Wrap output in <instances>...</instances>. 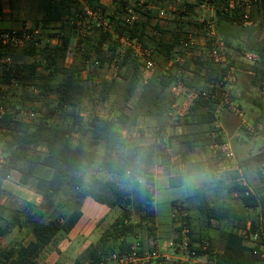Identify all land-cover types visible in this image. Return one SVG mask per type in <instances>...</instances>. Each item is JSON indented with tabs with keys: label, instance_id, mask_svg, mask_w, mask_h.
<instances>
[{
	"label": "trees",
	"instance_id": "obj_1",
	"mask_svg": "<svg viewBox=\"0 0 264 264\" xmlns=\"http://www.w3.org/2000/svg\"><path fill=\"white\" fill-rule=\"evenodd\" d=\"M205 1L215 10L212 21L228 49L240 51L247 48L257 54L251 82L258 89L264 88V39L253 41L255 36L252 35L253 33H258V36L264 35V0H252L249 8L240 0H234L232 7L231 0H179V3L178 0H147L146 4H155L157 9L146 11L142 10L141 6L136 7L140 17L133 25H125L120 20V14L126 5L124 1H121V6L109 15L100 0H87L90 7L101 9L102 13L114 23L112 32L103 31L101 28L94 30L97 33L96 43L92 44L90 49L95 60L98 61V66L94 68L100 69L118 56L121 37L137 40L151 48L153 59L155 62L156 58L159 61L156 62L158 69L153 77L142 85L139 63L131 50H127L118 64V69L123 71L129 67L132 69V77L125 88L118 109L105 118L96 116L86 124L82 116L84 103L89 97L92 100L95 98L89 86L95 72L94 68L90 69L86 81L81 78L82 71L91 57L90 50L86 49L88 36L79 41L84 45V51L79 49L76 56L81 53L83 55L81 59L75 56L70 62L67 61L71 37L75 32V26L70 24V20L76 19V15L81 12L80 4L77 0H42L39 9L40 18L36 21L35 27L43 29L48 35L59 34V44L52 51H44L43 65L42 62L18 64L14 61L11 65L5 63L0 65V85L8 86L13 79H16L24 87L16 101L9 100L8 92L0 89V105L3 107V111L0 112V153L3 160L0 167V262L2 264H38L37 260L41 253L57 235L69 234L77 226L83 216L81 207L86 198H92L108 208L120 207L121 214L102 233L96 243H91L83 251L75 264L85 262L110 264L113 254L121 256L130 252L134 246L133 239L143 225L132 222V211L129 209L130 193L122 187L120 181L130 182L134 186L143 183V206L138 205L137 208L141 212L144 225L151 234H154L153 168L158 161L163 165L171 164L173 156L169 152L172 149V153L178 158L174 164L184 165L186 172L210 171L211 179L202 182L191 195L197 201L200 217L207 221V225L212 221L220 222L234 217L230 208L214 206L208 200L206 193L214 187L224 188L230 195L236 194L245 209H264V176L261 170L264 151L246 158L238 157V169L233 170L224 169L227 162L219 149L205 162L191 163L188 158L189 153L196 152L198 148L226 144L222 130L215 127L217 113L222 104L220 93L224 89L221 82L225 71L201 53L194 55L191 52L189 59L183 58L181 62L175 58L177 52L185 55L195 49H183L180 43L183 35L193 26L203 33V24L192 16ZM176 2L175 17L170 21L174 23L173 29H163L158 23H152L160 10ZM1 11L2 0H0V17ZM246 16L253 25H245ZM168 34H171V39H167ZM252 43L254 47H250ZM22 52L27 57L30 54L27 49ZM15 53L16 49L0 44V59L12 57ZM40 66L42 69L39 68ZM186 74L190 77H185ZM57 78L60 80L57 81ZM178 83H182L188 90H196L200 93L188 113L181 120H177L178 124L189 126L192 131L187 135L173 134L165 138L167 133L165 119L175 102V99L166 92ZM117 85L116 79L104 81L100 90L95 91L99 100L104 104L111 102V95ZM139 86L142 90L136 101L132 103ZM241 88L243 97L238 99L232 95L233 100L244 98L248 89L245 81H242ZM32 89H37L38 93ZM205 90L212 91L213 95L218 91L219 95L215 98H205L202 96ZM51 94L55 96L53 106L41 101ZM37 103L39 105H36ZM250 104L263 109V105L257 100L253 99ZM221 110L225 111V109ZM28 113L35 114V117L24 115ZM58 114H61L63 119H69V124L54 122V117ZM142 116L157 120L156 141L145 145L133 140L129 145H123L117 132L136 127ZM262 124L264 128V114L254 119L255 127ZM204 126L208 128L203 129ZM87 131L91 133V145L97 146L104 142L105 152L101 157L98 172H94L96 174L91 177L88 187L84 188L85 173L97 164L99 154L94 148L75 145L73 138L74 134L84 135ZM253 166L258 169L261 182L256 189L252 188L249 177H246ZM45 169L50 171L49 177L44 176ZM15 172L19 174L18 184L33 188L41 196L40 203H27L22 208L16 209L1 204L5 194L2 183ZM104 174L106 177L103 176ZM184 184L182 176H175L169 180L170 188H179ZM65 188L74 192L70 199L72 205L69 210L54 217L60 206L56 203V196ZM185 220L189 229L190 247L195 252L196 258H203L208 264H264L262 253L255 254L246 245L247 238L244 234L259 230L261 232L259 246H264V229L258 227L257 222H252L248 230L227 231L224 247L221 252H217L209 236L199 238L193 236L192 219L189 215ZM16 228L26 229L32 239L26 245L2 248V240ZM179 231L181 228L178 229ZM139 244L141 245V242ZM139 254L144 253L139 250Z\"/></svg>",
	"mask_w": 264,
	"mask_h": 264
},
{
	"label": "rangeland",
	"instance_id": "obj_2",
	"mask_svg": "<svg viewBox=\"0 0 264 264\" xmlns=\"http://www.w3.org/2000/svg\"><path fill=\"white\" fill-rule=\"evenodd\" d=\"M241 1V0H240ZM42 0H2V11H1V18L0 22L3 26V28H17L21 25L26 24L31 27H35L36 21L40 18V5ZM177 2L173 5H176ZM169 5V4H168ZM169 6H167L168 8ZM110 9L113 8V6L109 7ZM109 9V10H110ZM169 10V9H168ZM171 10H169L170 12ZM202 11H200L201 13ZM167 15V11L165 12ZM111 14L110 12L108 13ZM172 13H168L170 15ZM203 16L206 14L204 12L201 13ZM158 13L154 18L152 23L155 24L156 19H158L159 26L163 29L166 28V22L167 20H171L168 16L166 19L159 18ZM194 16H198L199 13L195 10ZM206 17H209L208 15ZM253 38L256 40L264 39V35L258 36V33L252 34ZM257 36V37H256ZM89 42L86 41V49L90 50L92 49V44L96 43V37L97 33L96 31H93L89 36ZM195 37L200 41L201 35L197 33ZM167 39H171V34L167 35ZM253 44V43H252ZM250 44V47H254V44ZM195 48L194 50L190 51L189 53L182 54L181 52H177L175 54L176 60H179L180 62L184 59H189L190 53L193 52L194 55H199L201 52V49ZM251 49V48H249ZM189 51V50H188ZM257 54L253 51L247 50V48H243L240 51H235L233 49H228L227 46V59L230 63L231 67H234V69L237 72H234V75L237 79H241L245 81V85L247 86V90L245 92L246 99L242 98L241 100H233L232 95L234 97L239 99V95L243 93L242 88L239 89V84L235 82H225L224 89H226L229 92V103L225 102L223 105L227 106L225 109L226 117L224 118V125H225V132L228 135L224 134V139H226L227 143L231 145V143H234L235 147L239 148V150H244L245 155H254L257 154L260 151L264 150V128L263 124L258 125L255 127L254 125V119L264 114V88L258 89L255 86H253L251 82V77H253V67L256 64V61H251L247 58V55ZM81 53H78L76 56L78 59H81ZM89 55H91L90 59L93 56V52L90 50ZM186 56V57H184ZM258 58V57H257ZM12 59L15 63L18 64H29V57L25 56L22 52V50H16V53L14 56H12ZM156 58V62H158ZM158 69V66L156 70ZM167 70V69H165ZM94 74L92 75V81L89 82V86L91 87L92 91L91 93H97L95 91L100 90V85L104 81H111L113 79L117 80V87L114 93L111 95V102H109L106 105L103 106H96V104L93 102L91 97L86 100V104L83 107L82 110V116L84 117L86 124L90 121V119L98 116L100 118H105L108 115L113 114L116 112L115 110L118 109V104L123 99V94L125 92V88L128 86L129 80L132 77V69L129 67H126L123 71L116 69V67H112L110 63L105 64L100 69L94 68ZM156 72V71H155ZM185 77H190L189 74H186ZM186 80L188 78H185ZM57 81L60 80V78L56 79ZM86 81V80H85ZM234 85V86H233ZM233 86V87H232ZM172 88V87H171ZM167 90V95L170 97H173L175 99V102L171 106V109L174 105H177L178 107H184L186 101L191 96V92L184 91L179 96H175L172 93V89ZM24 87L19 85V87L12 88V90L7 89L8 92L7 98L9 100H17L19 95L22 93ZM33 90V89H32ZM142 87H138L137 92L135 96L133 97V102L136 101L138 98L139 93L141 92ZM33 91H36L35 93H38L37 89H34ZM257 100L263 105V109L259 108L257 106H254L253 104H250V101ZM41 101H45L47 105L53 106L55 103V96L50 95L48 97L42 98ZM232 103V104H230ZM228 104V105H227ZM36 105H39L37 103ZM235 108L239 110L237 113L235 111ZM170 109V111H171ZM98 111V113L96 112ZM178 118V119H177ZM183 117L179 116H171L170 112L167 114L165 119V126L167 129L166 135H173L175 132H173V127H176L177 120H181ZM54 122L61 123V124H69V119H63L61 114H58L54 117ZM180 125V124H178ZM87 127V126H86ZM143 130L145 133L144 141L149 142L155 132L158 130V122L156 119L151 117L142 116L139 119L138 125L136 127H133L127 131H119L117 132V136L120 137L121 143L123 145H129L133 139H136L139 135V131ZM236 133H239V137H235L231 139V136H234ZM183 135V134H182ZM187 135V134H184ZM91 133L90 131H87L84 136L81 134H76L73 138L75 143H83L86 147L94 148L98 154V162L97 164L87 171L85 173L86 177V183L85 187H88L91 177L93 174H96L94 172H98L99 164L101 162V157L103 153L105 152V144L104 142L100 143L97 146L91 145ZM233 145V146H234ZM177 148V147H176ZM176 149H174L175 151ZM234 150V149H233ZM173 149L169 154H171L173 157L176 155L172 153ZM178 161V158L177 160ZM156 165H159V162L156 163ZM170 173L173 175H179L182 173L180 171V168L175 167L174 169L170 170ZM169 173V174H170ZM101 176V173H99ZM248 175L246 177H249V181H251L252 188L255 189L260 186V178L258 176V169L253 166L250 171L247 173ZM105 176V174L103 175ZM106 177V176H105ZM211 179L210 173H202L200 175H196L194 177L188 178L186 184L183 187L179 188H170L165 189L166 184H162L159 189H153V208L156 213V215H160L161 219L164 223L160 221L157 222L158 226L156 225L157 230L154 232V234H151L148 231L147 226L144 225V221L141 220V212L138 210L137 206L141 205L143 206L144 201V188L143 183L139 184L138 186H134V184L126 181H120V184L123 188L129 191L130 193V199L131 204L129 206V209L132 211V222L142 223L143 228H140L137 232V236L133 239V244L137 245L139 247V250H141L143 253L151 251L153 248H159L161 253L163 255H169L176 261L179 258H184L185 263L188 264H208V262L203 258H193L188 255L183 256L182 253H180L179 250H173L169 247V242L175 241L178 238V235L180 234L178 232V229L180 226V217L178 218H172V213L174 210H176V207L174 205H181L186 208L188 211V215L192 219L191 227L193 228V236L196 238L199 237H207L209 236L212 239L213 248L215 251L220 252L224 247L225 242V234L227 231L230 230H236V229H242V230H248L250 229L252 222H257L258 227L264 229V209L263 210H249L245 209L242 206V203L238 196L236 194L230 195L229 198H226L224 194L220 193V187H214L208 190V197L211 201V203L214 206H220L225 208H230L233 210L232 214L234 217L230 218L229 220L224 221H212L209 225H207V221L200 217V214L197 209V201L191 197V193L193 192V189L195 187H198L201 185L202 182L208 181ZM248 180V178H246ZM253 188V189H254ZM26 192V191H25ZM22 191V193H17L18 195H22L25 193ZM27 193V192H26ZM15 194H8V199L6 200V205L13 209L17 207H23V204L26 202V197H19ZM74 192H72L69 189H64L59 195L56 196V203H58L60 206L58 208V211L56 214H54V217L58 216L59 214L69 210L68 208L72 205L70 202L71 197H73ZM32 197V203L36 204V197ZM30 198V197H29ZM81 210L85 213L86 217L89 219V225H92L91 231H93V236L98 237L101 230H103L106 226L111 224L120 214H121V208H108L105 205H101L94 201L92 198H86L83 203ZM169 216V217H168ZM142 221V222H141ZM159 228L164 231L167 229V231L160 232ZM183 235V233H182ZM32 239L31 234L27 233L26 229H14L11 234L7 235L1 242V247L4 249H8L11 247H16L19 244L26 245L29 243V241ZM82 239V238H80ZM79 240V238H78ZM141 242V245L139 244ZM76 243V242H74ZM72 256V251L68 250L65 253H63L60 257L56 254L55 258L56 260H59L62 262L61 258L65 260H69V258ZM38 264H52V261L50 260V257H48L45 254L40 255V257L37 260ZM113 264V263H112ZM150 264H157L156 262L150 263Z\"/></svg>",
	"mask_w": 264,
	"mask_h": 264
},
{
	"label": "built area",
	"instance_id": "obj_3",
	"mask_svg": "<svg viewBox=\"0 0 264 264\" xmlns=\"http://www.w3.org/2000/svg\"><path fill=\"white\" fill-rule=\"evenodd\" d=\"M244 4L247 5V8L250 7L252 0H241ZM80 4V13L76 15V19L72 18L70 20V24L75 26V32L71 37V44L68 48L67 53V61L70 62L75 56L77 51L80 49L84 51L83 44H80L79 41L83 40L85 37L89 36L96 28H101L103 31L112 32L114 28V23L111 22L105 14L102 13L101 9H94L87 4V0H77ZM146 0H141L140 6L142 10L152 11L157 9L155 4H146ZM234 4V0L230 1V6L232 7ZM136 7L130 4L125 5L122 13L120 14V20L125 25H133L135 22L139 20L140 13L136 11ZM202 10H209L213 8L208 4V2H202L199 6ZM160 15L164 16V10H160ZM1 18V17H0ZM200 24H203V33H201L200 41L195 37L197 34L195 31L188 30L186 34L183 35L180 43V47L183 49H192L198 48L201 49V54L205 57L212 60L215 64L220 65V67L225 71V75L222 79L221 85L224 87V83L234 82L235 81V69L230 66V63L227 59V45L224 39L218 34L215 25L211 19L202 20ZM245 25H253L252 22L247 20V16L245 17ZM200 36V34H199ZM60 35L55 33L53 35H48L44 32L43 29L39 27H31L23 23V25L17 28H0V44L2 46H9L12 49L16 50H24L27 49L30 51L29 54V63L35 64L42 62L41 64H45L43 53L45 50H54L59 44ZM120 50L118 56L114 57L110 65L112 67H116L118 69V64L123 58V55L127 50H131V53L136 58L139 63V68L142 73L141 84L145 85L155 74L157 64L153 59V50L149 47H146L141 42L137 40H130L127 37L120 38ZM247 58L251 61H256L257 56L249 54ZM13 62L12 57L7 56L0 59V65L5 63L7 65H11ZM98 66V61L95 60V57L92 56L91 59L88 60L86 68L82 71L81 78L83 80L87 79L90 69ZM42 69V66L39 67ZM19 81L13 79L11 84L8 86L0 85V89H12L15 87H19ZM172 93L175 96H179L184 91H188V89L182 84L178 83L172 86ZM191 92V96L186 101L184 107L181 108L177 105H174L170 111L171 116H179L184 117L190 107L193 105L194 100L199 96L198 91H189ZM212 91L205 90L202 92V96L205 98L213 97L219 95L218 91L215 92V95L212 94ZM229 92L224 89L222 93H220L221 103H229L228 97ZM93 102L96 106H103L107 103H102L97 95L93 99ZM232 104V103H230ZM228 105V104H227ZM3 111V107L0 105V112ZM235 111L238 113L239 110L235 108ZM98 113V111H96ZM27 117H35V114L28 113L24 114ZM178 119V118H177ZM168 135L165 136V138ZM218 149L223 153L226 159V166L224 169L233 170L238 169L237 160L235 157V153L232 148L229 147L228 144L218 146ZM264 151V150H263ZM3 160L0 153V167L2 166ZM261 170L264 176V161L261 163ZM9 176L7 177V179ZM245 184L244 181H241ZM176 210L172 213V218L180 217V228L181 231L178 235V238L175 241L169 242V247L173 250H179L183 256L188 255L190 257H195V252L192 251L190 247V238H189V229L186 226L185 218L188 216V211L185 207L179 205H175ZM183 233V235H182ZM245 234L246 245L255 253H262V257H264V246H259L261 240V232L258 230L256 232H250L249 234ZM259 247V248H258ZM156 262L157 264H188L185 263L184 258H179L177 261L173 259L169 255H163L159 248H153L151 251L146 252L144 254H139V247L134 245L132 250L126 254L112 255V263L113 264H150ZM0 264H2L0 262ZM67 264V263H65Z\"/></svg>",
	"mask_w": 264,
	"mask_h": 264
},
{
	"label": "crops",
	"instance_id": "obj_4",
	"mask_svg": "<svg viewBox=\"0 0 264 264\" xmlns=\"http://www.w3.org/2000/svg\"><path fill=\"white\" fill-rule=\"evenodd\" d=\"M121 1H124L126 3V5L127 4H130V5H133L135 7H139L140 6V2H141V0H100V3H101V5H103L104 8H106V11L108 13L109 12L110 13H113L114 12V9H118V7L121 6V4H120ZM178 3H179V0H178ZM111 6H113L112 9L109 8ZM167 6H169V7L167 8ZM167 6H165L163 8L164 13L166 11H167V15H168V13H172V14L168 15L170 17V19L172 20L175 17V13L174 12L176 10V6L173 5V4H169ZM168 9L171 10V11L169 12ZM196 11H197V13H199V15L198 16H192V18L193 19H197L199 23L202 20H209V19L212 20V18L214 17V12H215L214 8H211L209 10H202L199 7L196 9ZM200 11L204 12L206 15L203 16L201 14L202 12L200 13ZM167 15L165 13L164 16L158 15V17L161 18V19L162 18L166 19L168 17ZM207 15L209 17H206ZM154 18H157V17H154ZM143 19H145V18H143ZM171 20H169V21L167 20V22H166V28L165 29H173V27H174L173 24L174 23H171L170 22ZM159 22L160 21L158 19H156L155 24L156 23L159 24ZM0 28H3L1 22H0ZM188 30L195 31L196 33H198L200 35L202 33V32H200L198 30V28H196L194 26L191 27ZM236 70H235V72H237ZM91 81L92 80H90V82ZM242 81L243 80H241V79L239 80V79H237L235 77V81L234 82L239 84V87H238L239 89H241V83H242ZM100 87H101V85H100ZM189 91H191V90H188V92ZM93 94H95V93H93ZM242 95L243 94H240L239 96L241 97ZM85 104H86V101H85L84 105ZM223 106L224 105L221 104L220 109L218 110V113H217V121L215 123V127L221 129L222 130V133L225 132L224 118L226 117V113L221 110L223 108ZM207 128H208L207 126H204L203 127V129H207ZM166 131H167V129H166ZM191 131H192V129L189 126H185V125H182V124L178 125V123H177L176 127H173V132H175V134H177V135L189 134ZM75 135L76 134H74V136ZM225 135H228V134L226 133ZM223 136H224V134H223ZM239 136H240V134L239 133H236L234 136H231V139L232 138H235V137H239ZM144 137H145V133L143 132V130L140 129L138 137L136 139H133V140H138V141H140L141 144H145V145L152 144V143H154L156 141L155 134H154L153 138L149 142H145L143 140ZM132 141H131V143H132ZM225 141H226V139H225ZM74 144L75 145H78V144L79 145H83L85 147V145L83 143L81 144V143H75L74 142ZM226 144H228L227 141H226ZM228 145H229L230 148H232V150L234 149L233 151L235 153L236 160H237L238 157L246 158V157H249V156H253V155H246V156H244L245 155V153H244L245 151L242 150V149L239 150V148L235 147L234 143H231V145L230 144H228ZM217 150H218V146H206L204 148H198V150L196 152L189 153L188 158H189V160H190L191 163L205 162V161L208 160V158L212 157L214 155V153H216ZM176 160H177V157L175 156V157L172 158L171 164L163 165V164H161L158 161L159 162V165H155L154 166V168H153V173H154V185H153V189L155 188V189L158 190L159 187H161L163 183L166 184V187H165L166 190L167 189H170V187H169V180H170V178L175 177V176H182V177H184V181H185V184H186L188 178H191V177H194L196 175H200V174L206 173V172L207 173H210L209 170H205V171H195V172L188 173V172H186V168H185L184 165L177 166V165L174 164V162ZM175 167H177V168L179 167L180 168V171H182V173H180L179 175H173V173L171 174L170 173V170L174 169ZM43 174H44L45 177H49L50 176V171L48 169H45L43 171ZM18 179H19V174L15 172V173L11 174L8 179H6V180L3 181V183H2V189L5 191V194L3 195L2 199H1V204L7 206L6 203H5L6 200L8 199V197H9L7 195V193L8 194H12L13 193L14 194L13 196H15V194L20 193V192L22 193V191L23 192L26 191L27 193L25 192L22 195H18L17 194V196H19L21 198L22 197H26L27 198L26 199V202L23 204V206L25 204H27V203H32V201H31L32 200V197H31L32 195H33V197H36V202L40 203L41 202V196L39 194H37L33 188H31V187H23V186L19 185L18 184ZM163 186H164V184H163ZM198 187H195L194 189H196ZM194 189H193V191H194ZM220 190H221L220 193L224 194L226 198H229V193L227 192L226 189L222 188ZM192 193H191V195H192ZM206 194H207V197H208V191H207ZM208 200L210 201L209 197H208ZM38 203H36V204H38ZM17 208H21V207H17ZM13 209H16V208H13ZM166 219H163V218L161 219L160 215L159 214L156 215V213H155V219H154L155 220V229L157 230V228H156V225L158 226V223L157 222L160 223V221H161L162 223H164L163 220H166ZM111 224H109L103 230H101V232L99 233V236L98 237H95V236H93V231H91L92 230L91 227H93V226L92 225H89V219L86 217L85 213L83 212V216H82L81 220L79 221V223L77 224V226L69 234H59V235H57V237L55 238V240L50 245H48L45 248V250L41 253V255L42 254H45L48 257H50V260L52 261V264H65V263H67V264H75L76 261L81 257L83 251L91 243H96L100 239L102 233ZM159 231L161 232L162 230L159 228ZM164 231H167V229H165ZM164 231H162V232H164ZM164 233H166V232H164ZM78 238H79V240H78ZM80 238H82V239H80ZM74 242H76V243H74ZM68 250H71L72 251V256L69 258V260H65L64 261L63 258H61V260H63L62 262H60L59 260H56V258H55L56 254L58 255L57 259L58 258L60 259L61 255L63 253H65L66 251H68ZM84 264H88V263L85 262ZM110 264H112V262H110Z\"/></svg>",
	"mask_w": 264,
	"mask_h": 264
}]
</instances>
